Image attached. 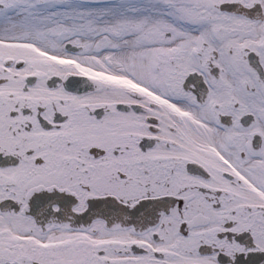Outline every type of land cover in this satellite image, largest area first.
<instances>
[{
    "label": "snow or ice",
    "instance_id": "6c2138e0",
    "mask_svg": "<svg viewBox=\"0 0 264 264\" xmlns=\"http://www.w3.org/2000/svg\"><path fill=\"white\" fill-rule=\"evenodd\" d=\"M0 264H264V0H0Z\"/></svg>",
    "mask_w": 264,
    "mask_h": 264
}]
</instances>
